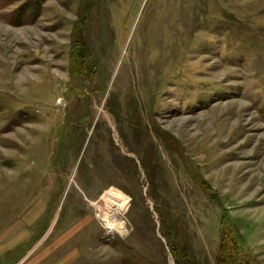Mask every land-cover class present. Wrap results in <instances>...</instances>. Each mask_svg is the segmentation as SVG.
<instances>
[{
  "label": "rangeland",
  "instance_id": "1",
  "mask_svg": "<svg viewBox=\"0 0 264 264\" xmlns=\"http://www.w3.org/2000/svg\"><path fill=\"white\" fill-rule=\"evenodd\" d=\"M24 1L0 0V264H177L162 206L199 264L223 221L264 264V0H94L86 82L81 0L15 24ZM102 207L126 232L103 239Z\"/></svg>",
  "mask_w": 264,
  "mask_h": 264
},
{
  "label": "trees",
  "instance_id": "2",
  "mask_svg": "<svg viewBox=\"0 0 264 264\" xmlns=\"http://www.w3.org/2000/svg\"><path fill=\"white\" fill-rule=\"evenodd\" d=\"M44 1L46 0H26L22 2L14 11L8 13V15L11 17V20L15 24H24L28 20L32 21L33 19H36V17L39 15ZM93 1L94 0L80 1V10L77 16L78 22L77 24L76 21L74 22V25L76 24L77 26V34H72L73 43L71 44L69 49V76L79 80L84 79V82H86L85 76L88 69L84 68L83 70V62H85V59L87 58L88 60L92 58L91 42L93 41L91 36H86L87 33L85 29V22L87 19H89V14H91L92 8L94 6ZM75 90L76 87H74L71 92H74ZM80 97L82 96H76V100H79ZM19 117L20 115L16 118V121H18ZM138 124L140 125V123ZM138 124L134 123L131 125L136 127L139 126ZM72 131L73 129L66 130V134L62 136L64 142L72 139ZM136 138L137 141H140V135H138ZM66 144L68 145L69 143L66 142ZM64 147L66 146H62L58 153H62ZM144 156V160L146 159V164H150L156 159L152 155V148H149L148 152L144 154ZM115 160L116 162H113V164H115L120 169L124 170V166L126 167L124 162H122L124 161V159L120 156V158L117 157ZM162 208L164 209L162 213L161 210L158 209V212L160 213L159 229L161 235L166 239L167 246H170L172 252H174V254H177L178 252L182 254L181 259L178 258L176 260L177 264H199L201 261L199 259H196L194 250H192L190 246L192 244L190 240L191 237L188 238L187 235L182 233V228L184 226L181 224L180 219L174 217L172 213H169V211L166 210L167 207L164 208L162 206ZM132 215H134L133 212ZM138 224L145 225L146 223L137 222L136 226ZM219 238L220 240L218 243L216 254L213 259V264H253L252 259L245 253L244 249L239 244L237 233H235L233 228L225 221L222 222V225L219 229ZM118 242H122V240L118 238ZM172 243H175V245H173ZM161 245H163V243H161ZM189 250H192V253H190Z\"/></svg>",
  "mask_w": 264,
  "mask_h": 264
},
{
  "label": "built area",
  "instance_id": "3",
  "mask_svg": "<svg viewBox=\"0 0 264 264\" xmlns=\"http://www.w3.org/2000/svg\"><path fill=\"white\" fill-rule=\"evenodd\" d=\"M108 209L109 214L104 215L106 213V210ZM102 212L103 216L101 217L102 225H103V239L105 240H110L116 237V235H120L123 232H126V225L125 222L121 221L119 216H120V210L117 209L116 207H110L104 208L102 207ZM100 215V214H99ZM112 222L114 228L111 226H108L109 223ZM122 224V225H121Z\"/></svg>",
  "mask_w": 264,
  "mask_h": 264
}]
</instances>
